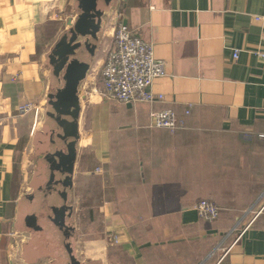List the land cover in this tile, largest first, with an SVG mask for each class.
<instances>
[{
    "label": "crops",
    "instance_id": "0c3cea01",
    "mask_svg": "<svg viewBox=\"0 0 264 264\" xmlns=\"http://www.w3.org/2000/svg\"><path fill=\"white\" fill-rule=\"evenodd\" d=\"M60 1L0 0V264H28L17 206L31 190L32 138L41 127L32 125L42 123L50 92L46 54L53 42L44 41L45 28L59 20ZM114 10L164 61L151 85L162 99L118 103L92 92L102 85ZM259 50L264 0H118L105 12L78 87L67 200L81 264H264ZM24 104L32 108L19 112ZM163 109L174 111V128L149 125L150 113ZM202 199L217 206L215 220L198 217L194 206Z\"/></svg>",
    "mask_w": 264,
    "mask_h": 264
},
{
    "label": "water",
    "instance_id": "95a60500",
    "mask_svg": "<svg viewBox=\"0 0 264 264\" xmlns=\"http://www.w3.org/2000/svg\"><path fill=\"white\" fill-rule=\"evenodd\" d=\"M117 1L75 0L74 18L46 54L50 92L32 138L31 190L17 206L20 229L28 234L21 245L28 264H81L74 254L72 207L67 204L79 138L78 87L92 63L103 15Z\"/></svg>",
    "mask_w": 264,
    "mask_h": 264
},
{
    "label": "built area",
    "instance_id": "2783aa9c",
    "mask_svg": "<svg viewBox=\"0 0 264 264\" xmlns=\"http://www.w3.org/2000/svg\"><path fill=\"white\" fill-rule=\"evenodd\" d=\"M111 27L112 43L104 53L100 68L102 85L93 87L92 92L105 101L118 103L162 99L161 94L151 90L153 80L165 72L164 61L154 57L152 44L134 35L116 10L112 12ZM237 52L233 53L234 58ZM255 54L264 59V50ZM31 108V104H24L18 111L28 112ZM186 113L191 114V109L188 108ZM36 124L35 120L32 131ZM149 125L155 128H174L177 117L171 109L153 111L149 115ZM194 207L200 219L213 221L218 217L217 206L209 200L202 199Z\"/></svg>",
    "mask_w": 264,
    "mask_h": 264
},
{
    "label": "rangeland",
    "instance_id": "374dc122",
    "mask_svg": "<svg viewBox=\"0 0 264 264\" xmlns=\"http://www.w3.org/2000/svg\"><path fill=\"white\" fill-rule=\"evenodd\" d=\"M68 2V4H67ZM57 7V10H54V13L55 14V17L54 18H59V20L57 21H53L51 23L47 22L46 24V28H45V35L48 37L46 39H44L45 42H48V43H51V42H55L58 37L65 31V29L67 28V23L68 21L71 19H73L74 17V8L71 4H69V0H61L59 2V6L56 5ZM55 8V7H54ZM55 8V9H56ZM108 25V24H107ZM101 51V50H100ZM100 51H99V57L102 56L100 54ZM98 57V58H99ZM88 96V95H87ZM87 99L89 98H86L85 99V95H84V98H83V101L86 102V105L87 103H90L88 101H86ZM90 106V105H89ZM46 108V106H45ZM87 110V109H86ZM84 120V119H83ZM41 125V120L38 119L37 120V125L38 127H40ZM20 239H22V235L20 234Z\"/></svg>",
    "mask_w": 264,
    "mask_h": 264
}]
</instances>
